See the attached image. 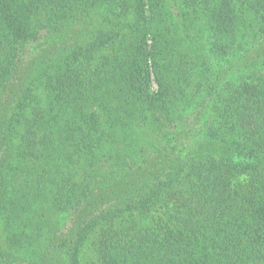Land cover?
<instances>
[{"label":"trees","instance_id":"obj_1","mask_svg":"<svg viewBox=\"0 0 264 264\" xmlns=\"http://www.w3.org/2000/svg\"><path fill=\"white\" fill-rule=\"evenodd\" d=\"M264 264V0H0V264Z\"/></svg>","mask_w":264,"mask_h":264},{"label":"rangeland","instance_id":"obj_2","mask_svg":"<svg viewBox=\"0 0 264 264\" xmlns=\"http://www.w3.org/2000/svg\"><path fill=\"white\" fill-rule=\"evenodd\" d=\"M91 255H93V251L90 248H87V252L85 254V263L89 264Z\"/></svg>","mask_w":264,"mask_h":264}]
</instances>
